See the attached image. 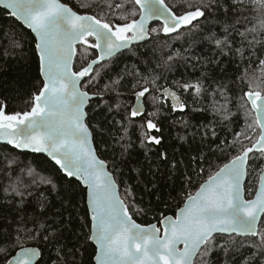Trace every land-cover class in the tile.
<instances>
[{
    "label": "trees",
    "instance_id": "obj_1",
    "mask_svg": "<svg viewBox=\"0 0 264 264\" xmlns=\"http://www.w3.org/2000/svg\"><path fill=\"white\" fill-rule=\"evenodd\" d=\"M63 1L80 13H89L98 18L102 11H107L103 0ZM165 2L177 11L178 5L174 3L181 4L183 0ZM188 3L192 8L180 7L179 10L202 7L205 15L169 37L180 43L177 51L161 54L164 49L160 41L149 40L134 49L135 55L113 62L109 68H97L96 72H100L102 80L98 82L96 92L104 96L91 101L88 106L87 123L93 130L98 154L107 161L126 203L129 201L124 186H129L134 197L132 202L139 209L136 211L129 203V211L135 220L143 224L160 221L161 213L165 216L176 214L189 193L193 195L209 175L239 154V143L229 146L235 133L241 130L248 132L251 141L242 136L239 140L245 146H251L259 132L258 128L255 133L248 128L249 124L255 127V112L244 93L250 86L257 85V90L264 92V76L259 70L264 67L259 65V60L264 59V30L260 29L264 16L255 10L249 0H244L243 4L234 3L233 0H214L207 8L203 5L209 4V0H203V3L201 0H188ZM104 18L112 19L111 16ZM114 22L125 21L116 19ZM225 35L231 41L229 47H218L209 39L211 36L223 39ZM35 42L31 30L26 29L7 10L0 8V105H5L6 113L28 110L33 94L42 85ZM86 47L81 44L77 46L75 70L84 63L79 58ZM236 49H242L243 55ZM177 52L181 55L177 56ZM87 53L91 54L93 50L88 48ZM168 54L176 56V60L162 62L163 69L158 64L153 70L152 61ZM87 58L92 56L88 55ZM104 66H108L107 62ZM171 66L174 74L167 75ZM139 68L148 75L147 78L158 79L163 71L165 81L173 78L167 82L181 79L183 82L200 81L208 90L197 96L190 89L184 112H171L165 107L158 118L159 145L146 143L141 146V141L146 139V129H142L140 119L129 118L133 101L129 90L141 73ZM115 80H119V83L104 91L103 83ZM149 85L152 87L151 83ZM218 88L224 89L229 98L227 107L232 113L230 120H222L212 110L213 99L220 105L225 103L219 91L215 97L212 96V90ZM90 89L85 90L92 92ZM212 130H215L216 136L212 135ZM263 168L264 155L258 152L251 154L245 185L247 196L253 190L248 198L255 193L254 187ZM28 169L50 178L56 187L53 190L51 185L46 184L31 186L32 195L27 196L21 206L19 197L14 196L10 186L16 183L17 178L24 185H31L33 177L28 175ZM41 193L46 198L44 207L39 203ZM21 218H25L23 225L19 223ZM34 219L58 229L59 238L55 241L51 238L44 240L45 233L32 222ZM261 221H264V216ZM259 228H264V224L260 222ZM25 229L32 233L40 231L41 234L33 239ZM90 233L86 189L79 181L68 178L43 154L21 152L8 145H0V249H4L0 251V264H5L6 259L24 246H37L42 250L37 264H72L73 260L75 264H94L97 249L90 241ZM231 239L235 240V244H230L227 252L217 247L205 258L207 264H246V261L247 264H264V256H260L253 247L255 238L233 236ZM225 240H229L227 235H224L221 244ZM253 254L255 259H252Z\"/></svg>",
    "mask_w": 264,
    "mask_h": 264
},
{
    "label": "snow or ice",
    "instance_id": "obj_2",
    "mask_svg": "<svg viewBox=\"0 0 264 264\" xmlns=\"http://www.w3.org/2000/svg\"><path fill=\"white\" fill-rule=\"evenodd\" d=\"M233 2L243 4L244 0ZM249 2L264 16V0ZM0 3L5 4L12 17L23 21L35 33V48L43 77L42 85L33 94L28 110L6 113L5 105H0V140L7 141L17 149L47 153L68 177H79L87 188L92 221L90 239L97 246V264H207L205 258L217 247L227 252L228 246L235 244V240L231 239L233 236L255 238L253 247L260 256H264V228L257 227L258 221L264 216V175L259 177V190L254 199H245L246 189L243 186L248 172L246 166L249 154L255 151L264 155V92L257 90L258 85L250 86L244 93L255 112V127L249 124L248 128L253 133L256 128L259 129L255 141L251 146H245L239 138L242 136L251 141L248 132L241 130L235 133L229 146L239 143V154L209 175L195 195L189 193L187 202L179 208L175 218L161 213L159 223L162 228L155 223L143 226L132 219L129 203L136 211L139 209L132 202L134 197L129 186H124L129 201L126 203L116 178L107 171L106 162L97 156L92 144L93 134L86 123L88 112L85 109L91 97L89 91L84 89L98 85L99 74L94 72L95 66L114 57L132 43L147 39L150 32L178 34L180 29L205 15L202 7L178 15L180 7L192 8L188 0H183L177 6V11H173L165 0H118L115 3L103 0L107 11H102L98 18L96 15L78 14L60 0H0ZM211 3L214 0H209V4L203 7H210ZM105 16H111L112 19H106ZM136 16L139 18L136 19ZM116 19L125 22H114ZM152 20L163 21L162 27L149 29L148 24ZM260 29L264 30V19L261 20ZM251 31L255 32L256 29ZM89 38H93L94 42H90ZM209 39L221 48L231 44L227 35L223 39L215 36ZM77 44L87 47L79 58L84 63L74 71L73 63L78 59ZM88 48L93 53H87ZM236 51L243 55L242 49ZM88 55L92 58L88 59ZM176 55L181 54L177 52ZM172 59V56L168 57V60ZM259 65L264 66V59L259 60ZM259 70L264 76V67ZM118 83L119 80L111 81L103 89L107 91ZM149 83L152 91H158L164 102L171 98L173 110L187 107L170 87H158L155 78L150 82L145 79L141 90L134 92L137 103L131 109V117L135 118L144 112L142 98L146 93L150 94ZM180 88L183 91L192 89L197 96L208 91L200 81L182 84ZM217 91L225 103L220 105L213 99L212 110L222 120H230L232 113L227 107L229 98L225 90L220 88L212 90L213 97ZM146 128L158 131L151 119L146 122ZM144 135L146 139L141 141V146L161 143L157 136ZM212 135L216 136L215 130H212ZM28 175L33 177L31 185H24L17 178L16 183L10 186L14 196L19 197L21 206L27 196L32 195L31 186L46 184L51 185L53 190L56 187L50 178L40 176L32 169H28ZM5 192H8L7 188ZM45 202L46 198L41 193L40 206L44 207ZM32 222L45 233L44 240L51 238L55 241L59 238L58 229L40 224L35 219ZM19 223L25 224V218H21ZM261 223L264 224V221ZM25 231L33 239L41 234L40 231ZM225 234L229 240L221 244ZM39 255L38 248L21 247L16 255L6 259L5 264H35ZM252 259H255V254ZM72 264H75L74 260Z\"/></svg>",
    "mask_w": 264,
    "mask_h": 264
},
{
    "label": "flooded vegetation",
    "instance_id": "obj_3",
    "mask_svg": "<svg viewBox=\"0 0 264 264\" xmlns=\"http://www.w3.org/2000/svg\"><path fill=\"white\" fill-rule=\"evenodd\" d=\"M174 5H179V4H177L175 2ZM169 7H171V6H169ZM173 11H176V10L173 9ZM182 12H184V11L179 10V11H177V14L179 15ZM130 18L132 19L133 17H130ZM135 18L138 19L139 17L136 16ZM162 24H163V22H161V21H153L152 23H150L149 29H151V28L160 29L162 27ZM183 29L184 28H182L179 32H181ZM173 35L174 34H172V35H165L162 31H160L159 34L154 33V32H150V39L149 40H159L160 41V43L162 44V47L164 49V50H162V53L161 54H163V53H170V52H176L178 46L180 45V43L178 41H176V40H171L169 38V37H171ZM89 40H90V42H94L93 38H89ZM148 41H145L143 43L134 45L129 50H126L124 52H121L120 54H118L117 56H115L114 58H112L111 60L106 61L108 66H104V64H106V62H105V63L99 65L97 68H99V69H101L102 67L109 68L110 65L113 64V62H116V61H118V60H120L122 58H125V57H129L131 55H135V54H133L134 49L136 47H139L142 44L147 43ZM96 52H97V50H96ZM169 56H172V55L171 54H168L167 57L166 56H161L156 61L153 60L152 61V63H153V70L156 68V65L159 64L162 67V62L168 63V62H171L173 60H176V58H177L176 56L173 55L172 56L173 59L170 61V60H168V57ZM148 66H149V63H148ZM172 66H173V64H172ZM172 66L168 68V71H167L168 74L167 75H173L174 74L173 71L171 70L172 69ZM97 68L95 69L94 72H96ZM162 69H163V67H162ZM139 71L141 73L138 76V78L134 80V84H133V85H136V87H133V88H131V90H129L131 92V94L133 95V101L130 104L129 114L131 112L132 107L135 106V104L137 103L136 102V99H135V96H134V92L141 90L142 86H144V80L145 79H147L148 81H151L152 80L151 78H147L148 75L145 74V72H142L141 69ZM98 74H100V72H98ZM142 74H144L146 77H144ZM164 78H165V76H164L163 71H162V74L160 75V77L158 79H156V85L158 87H170L173 91L176 92V94L178 96H180L181 101L184 104H186V96H187V93L189 92L190 89L188 91H183L180 88V85L185 84V83H193V82H190V81L183 82V79H181V80H173L171 82H167V81H169L170 79H173V78H170L167 81H165L166 79H164ZM101 80L102 79L98 75V82H101ZM103 84L105 85L107 83L105 82ZM147 86L150 89V94L149 93H146L145 94V97L142 98V104H143V107H144V112L141 115H139V116H137L135 118H133V117L130 116L131 119H140L141 122L144 123V124H146V122L149 119H151L153 121V123L156 124L157 129H160L159 123H158V121H159L158 118L162 114V112L165 109V107H167L166 109H169L171 112H184L186 110L187 107L184 110H180L179 108H177L176 110H173L172 107H171L172 101H171V98L170 97L167 98V101L166 102H164V98L160 95V93L158 91H152V87L149 84ZM89 88H91L93 90L92 92H90L91 94L98 93L96 91H98L99 86H96L95 88H93L92 86H89ZM118 90H121V87H118ZM124 90H125V88H124ZM101 96H104V95L103 94L102 95H98V97H100V98H101ZM151 96L154 97V100L151 99ZM98 97H96V98H98ZM95 99H93V100H95ZM93 100H91V101H93ZM148 103L150 104V106L148 105ZM87 111H88V108H87ZM150 113H154L155 115H149ZM88 116H89V113H88ZM158 131L156 129H152V130H150L149 135H154V136H157L158 137ZM158 138H160V137H158Z\"/></svg>",
    "mask_w": 264,
    "mask_h": 264
},
{
    "label": "water",
    "instance_id": "obj_4",
    "mask_svg": "<svg viewBox=\"0 0 264 264\" xmlns=\"http://www.w3.org/2000/svg\"><path fill=\"white\" fill-rule=\"evenodd\" d=\"M60 2L61 3H64V4H66V5H68L69 7H71L74 11H76L70 4H68V3H66V2H64L63 0H60ZM0 8H2V9H4V10H7L9 13H10V10L9 9H7L6 8V6H5V4H3V3H0ZM78 14H81V15H83V14H89V13H80V12H78V11H76ZM89 15H92V14H89ZM201 17H198L197 18V20H199ZM16 20L19 22V23H21L26 29H29L28 27H27V25H25L24 23H23V21H20V20H18L17 18H16ZM197 20H194L193 22H192V24L195 22V21H197ZM153 21H158V20H152V21H149V24H148V27H149V25H150V23H152ZM161 22H163V21H161ZM191 24V25H192ZM191 25H187V26H185V27H189V26H191ZM185 27H183V28H185ZM29 30H31V29H29ZM181 30V29H180ZM179 30V31H180ZM32 32V31H31ZM33 33V35L35 36V33L34 32H32ZM165 34V33H164ZM172 34H175V33H170V34H165V35H172ZM35 38H36V36H35ZM150 39V34H149V37L147 38V39H145V40H142V41H136V42H134V43H132L128 48H126V49H122L120 52H118L115 56H117L118 54H120L121 52H124V51H126V50H129L131 47H133L134 45H137V44H140V43H143V42H145V41H148ZM78 45H80V44H77L76 45V49H77V46ZM38 52V51H37ZM97 52H98V50H97ZM114 56V57H115ZM114 57H112V58H114ZM112 58H109L108 60H106V61H109V60H111ZM106 61H103V62H101V64H103V63H105ZM75 62V61H74ZM100 64V65H101ZM99 65H97V66H95V68H94V71H95V69L98 67ZM73 70L75 71V69H74V63H73ZM42 75V74H41ZM43 78V77H42ZM87 91V90H86ZM90 93V92H89ZM90 100H89V102H88V106H89V104H90V102H91V100H93V99H95L96 97H98V95H96V94H91L90 93ZM249 104H250V102H249ZM136 105V104H135ZM88 106L86 107V109H85V111H87V108H88ZM250 106H251V104H250ZM144 108V107H143ZM252 108V107H251ZM88 112V111H87ZM88 119V118H87ZM87 119H86V123H87ZM88 124V123H87ZM88 126H89V124H88ZM89 130L92 132V134H93V138H92V144H93V146H94V148L96 149V146H95V143H94V133H93V130L90 128V126H89ZM0 145H8V146H11V147H13V148H15L13 145H11V144H9L7 141H5V140H0ZM15 149H17V148H15ZM17 150H19V151H21V152H31V153H40V154H43V155H45L46 157H48L49 158V160H51L53 163H55L52 159H51V157H49L48 155H47V153H44V152H34V151H32L31 149H17ZM254 153H255V151H254ZM96 154H97V156L99 157V159H101V160H104L105 162H106V164H107V166H108V163H107V161L104 159V158H102L99 154H98V151H97V149H96ZM251 154H253V153H250L249 154V157L251 156ZM248 165H249V160H248V164H247V169H248ZM58 166V165H57ZM59 167V166H58ZM59 169H60V167H59ZM61 170V169H60ZM62 171V170H61ZM107 171L108 172H110L113 176H114V174L109 170V166L107 167ZM62 173H63V171H62ZM64 175H66L65 173H63ZM261 175H264V168H263V170H262V172H261V174H260V176ZM67 176V175H66ZM247 176H248V172H247V175H246V177H245V179H244V188H245V185H246V181H247ZM68 177V176H67ZM115 177V176H114ZM68 178H70V179H75V180H77V181H79L81 184H82V186L86 189V194H87V188H86V186L85 185H83V183L80 181V179H79V177H68ZM117 182V181H116ZM204 183V182H203ZM259 183H260V181L258 182V185H257V188H256V191H255V193L259 190ZM117 184H118V182H117ZM119 185V184H118ZM199 189V188H198ZM120 192H121V190H120ZM255 193H254V195L251 197V198H248L247 197V195H246V193H245V199H254L255 198ZM193 195H195V193L193 194ZM187 202V200H185V202H184V204ZM184 204L181 206V207H183L184 206ZM87 206H88V210H89V213H90V209H89V205H88V202H87ZM180 207V208H181ZM179 210V209H178ZM178 210H177V212H176V214H170V215H167V216H172L173 218H175V216L178 214ZM129 214L130 215H132L131 214V212L129 211ZM90 218H91V213H90ZM262 218H263V216L261 217V220H262ZM132 219L133 220H135V218L132 216ZM135 222L136 223H138V224H141V225H143V226H146V225H148V224H143V223H140V222H138L137 220H135ZM260 222L261 221H258V223H257V227L259 228L260 227ZM153 223H155V224H157V227H159V228H162V225L159 223V221L158 222H153ZM153 223H150V224H153ZM91 231H92V221H91ZM90 235H91V233H90ZM226 235V234H225ZM90 241L96 246V244H95V242L94 241H92L91 239H90ZM181 247H182V245H181ZM24 248H38V249H40L39 247H37V246H24ZM96 249H97V246H96ZM20 251V249L14 254V255H16L18 252ZM13 255V256H14ZM41 257H42V250L40 249V255L36 258V261H35V264H37L38 262H39V260L41 259ZM94 264H97V262H96V260H95V258H94Z\"/></svg>",
    "mask_w": 264,
    "mask_h": 264
},
{
    "label": "rangeland",
    "instance_id": "obj_5",
    "mask_svg": "<svg viewBox=\"0 0 264 264\" xmlns=\"http://www.w3.org/2000/svg\"><path fill=\"white\" fill-rule=\"evenodd\" d=\"M154 33H155V32H154ZM176 41H177V40H176ZM123 92H124V91H123ZM151 99L154 100V97L151 96ZM159 101H160V100H159ZM128 116H129V115H128ZM129 118H130V116H129ZM142 126H143L142 129H144V130L146 129V132H144V134L147 133L149 129L146 128V124L142 123ZM258 182H259V181H258ZM258 182H257V184H256L255 187H254V188H255V191H256V188H257ZM252 190H253V188H252V189L250 190V192L248 193V196H250V195L252 194ZM246 195H247V194H246ZM253 195H254V194H253ZM253 195H252V196H253ZM248 196H247V197H248Z\"/></svg>",
    "mask_w": 264,
    "mask_h": 264
}]
</instances>
